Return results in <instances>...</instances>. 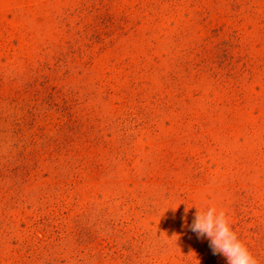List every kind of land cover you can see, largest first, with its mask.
<instances>
[{"label": "rangeland", "instance_id": "374dc122", "mask_svg": "<svg viewBox=\"0 0 264 264\" xmlns=\"http://www.w3.org/2000/svg\"><path fill=\"white\" fill-rule=\"evenodd\" d=\"M206 206L264 264V0H0V264H227Z\"/></svg>", "mask_w": 264, "mask_h": 264}, {"label": "clouds", "instance_id": "9594fccd", "mask_svg": "<svg viewBox=\"0 0 264 264\" xmlns=\"http://www.w3.org/2000/svg\"><path fill=\"white\" fill-rule=\"evenodd\" d=\"M189 228L198 238H207L213 254L224 256L227 264H257L248 247L233 230L224 211L212 206L199 211L196 208Z\"/></svg>", "mask_w": 264, "mask_h": 264}]
</instances>
